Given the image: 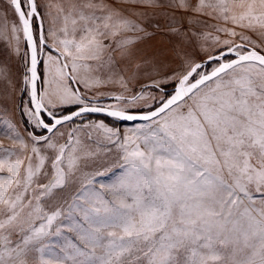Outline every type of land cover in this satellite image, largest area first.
<instances>
[{"label":"snow or ice","instance_id":"6c2138e0","mask_svg":"<svg viewBox=\"0 0 264 264\" xmlns=\"http://www.w3.org/2000/svg\"><path fill=\"white\" fill-rule=\"evenodd\" d=\"M134 3L165 10V26L179 38L178 68L163 71L155 56L137 59L148 27L161 28L145 25L146 12L134 20L109 0H68L56 6L59 27L37 39L36 0H8L19 21L11 28L15 52L18 33L28 49L24 113L47 134L25 141L2 121L0 138L20 149L0 147V264H264V0ZM186 13L223 25L198 34L185 27L193 22ZM193 37L203 61L185 48ZM142 66H150L151 84L132 93ZM0 78L8 79L4 67ZM109 84L123 91H94ZM70 105L77 110L57 113ZM98 112L144 123L123 133L102 122L61 132ZM93 132L111 157L97 160L80 137L92 141Z\"/></svg>","mask_w":264,"mask_h":264},{"label":"rangeland","instance_id":"374dc122","mask_svg":"<svg viewBox=\"0 0 264 264\" xmlns=\"http://www.w3.org/2000/svg\"><path fill=\"white\" fill-rule=\"evenodd\" d=\"M38 6V12L41 18V26L42 32L47 37L48 30L50 27H59V20L53 24L54 18L57 17V8L59 5H67L68 0H36ZM51 6V7H50ZM124 11V13L130 16L132 19H137L136 16L132 15L134 12H146L148 14V20L143 21L147 26L148 21H154L161 24L160 30L155 29L154 27H148V31L152 34L161 32L165 36L168 37L172 54L171 57L172 65L165 70V72H171L172 70L178 68L180 61L175 58L173 50H179L177 48L179 38L170 34L165 26V18L161 15L165 10L163 9H127V8H119ZM169 12L171 10H168ZM186 17L192 18V24L189 25L187 19L185 20V27L190 28V31L196 33H215L214 26L223 25L222 21L212 19L208 16H193L192 14H183ZM33 29L35 38L38 39V25L36 23V19L33 21ZM19 25L18 18L12 11V9L8 6V0H0V67H4L8 71V79L0 78V128H2V121L4 119L11 120L17 128V131L20 133L21 137L25 139V141H29V134H33L36 136L47 134L44 130L36 129L34 125L29 122V118L24 113V108L27 106L29 101V95L26 91L22 90V81L25 72V57L24 54L27 51L26 44L23 40L22 33H18L20 36L19 41V55L15 52L16 40L13 38V34L11 32L12 25ZM231 27V25H228ZM237 31H241L237 29ZM245 35L250 36L253 40L259 41L260 37L253 32H248L246 30ZM130 36H144L143 33H128ZM221 35V39H227L228 37ZM236 42H239V37L234 38ZM48 45H53V41L49 38L47 40ZM207 46V44L205 45ZM185 48L187 51L192 52L198 61L206 59V56L200 50L199 43L196 38L193 37L191 42H186ZM47 51V49H46ZM210 71V69H208ZM41 75L43 76V66H40ZM151 79L148 81H139L134 82V84L129 88L132 93H139L141 88H144L145 85H150ZM104 87V86H102ZM165 89L166 93H170L173 88V82H167L162 85ZM149 89H146L148 91ZM97 93H119L123 91L121 87L113 88L112 90L105 89H94ZM150 91L159 95L158 89H150ZM90 98L99 99L103 102H114L109 101V98L106 95H97L96 97H92L91 93H89ZM77 108L76 105H70L63 109L57 108L56 111L58 114H64L65 112ZM146 110V109H145ZM130 111H140V109L133 108ZM104 123L108 127H112L114 129H118L121 133L127 131L130 128H134L140 126L144 122H132V123H119L114 120H108L104 116L100 115H88L79 117L73 121L67 122L65 126H61V132L67 133L71 131L72 128H81L84 125H89L93 123ZM26 124V126H25ZM29 127V130L27 129ZM87 131V129H85ZM93 140L88 141L83 133H80L81 139L90 146L92 151L98 152L97 160H103L105 156L111 157L113 153L105 151L106 141L103 140V137H98L95 132L92 133ZM62 143L64 137H57ZM96 141H99L97 143ZM0 147L14 149L19 151V144H14L9 139L0 138ZM108 147H111L108 145ZM42 151H49L47 149H43ZM24 155H28V153H24ZM110 162V161H109ZM100 179L107 180V177H101Z\"/></svg>","mask_w":264,"mask_h":264},{"label":"crops","instance_id":"0c3cea01","mask_svg":"<svg viewBox=\"0 0 264 264\" xmlns=\"http://www.w3.org/2000/svg\"><path fill=\"white\" fill-rule=\"evenodd\" d=\"M193 2L195 3V0H193ZM109 3L113 4L116 8L153 9V8H141L134 3V0H109ZM155 9H161V8H155ZM186 14L199 16L193 13H186ZM135 48L138 50L137 59H140V55H147V56H155L157 61H163L164 64L166 65L163 71L168 69L173 63L171 60L173 54L169 39L161 32L154 33L150 36L144 37L142 40H139L135 45ZM140 71H141V76L138 78V80L131 82L129 84V88L134 84V82L148 81L150 79L148 75V72H150V66H142ZM153 75L155 74L153 73ZM117 87L120 86L118 84H109L104 87H100L99 89L112 90L113 88L115 89Z\"/></svg>","mask_w":264,"mask_h":264},{"label":"water","instance_id":"95a60500","mask_svg":"<svg viewBox=\"0 0 264 264\" xmlns=\"http://www.w3.org/2000/svg\"><path fill=\"white\" fill-rule=\"evenodd\" d=\"M35 19H36V23H37V25H38V37H39V34H40V32L42 31L40 15H39L38 17H36ZM32 26H33V23H32ZM33 35H34V38H35L34 29H33ZM27 51H28V49H27ZM203 60H205V59H203ZM203 60H201V61H203ZM40 86H41V82L38 81V87H40ZM172 92H173V88H172V90H171L170 93H172ZM29 99H30V97H29ZM75 110H77V108H75L74 110H72V111H70V112H73V111H75ZM70 112L65 113V114H69ZM132 112H136V111H132ZM88 115H100V116H104V117H106V118H108V119H111V120L117 121V122H119V123L142 122V121H122V120H118V119H115V118H113V117H109V116H107V115H106L105 113H103V112H98V113H86V114H83L81 117H83V116H88ZM77 118H79V117H77ZM77 118H74V120L77 119Z\"/></svg>","mask_w":264,"mask_h":264},{"label":"trees","instance_id":"16d2710c","mask_svg":"<svg viewBox=\"0 0 264 264\" xmlns=\"http://www.w3.org/2000/svg\"><path fill=\"white\" fill-rule=\"evenodd\" d=\"M75 108H73V109H71V110H69V111H67V112H65V113H68V112H70V111H72V110H74ZM64 113V114H65ZM106 118V117H105ZM106 119H108V118H106ZM108 120H111V119H108ZM117 122V121H116ZM25 126H26V124H25ZM27 129L29 130V127H27ZM30 131V130H29Z\"/></svg>","mask_w":264,"mask_h":264}]
</instances>
